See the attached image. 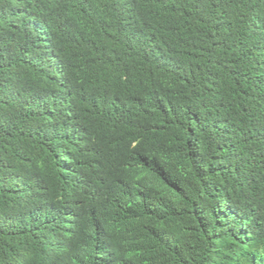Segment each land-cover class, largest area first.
<instances>
[{
  "label": "trees",
  "instance_id": "obj_1",
  "mask_svg": "<svg viewBox=\"0 0 264 264\" xmlns=\"http://www.w3.org/2000/svg\"><path fill=\"white\" fill-rule=\"evenodd\" d=\"M0 264H264V0H0Z\"/></svg>",
  "mask_w": 264,
  "mask_h": 264
}]
</instances>
